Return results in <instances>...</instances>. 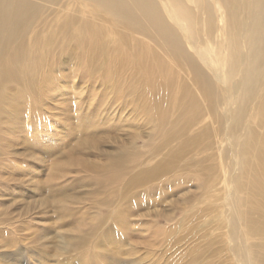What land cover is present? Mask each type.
<instances>
[{
	"label": "bare ground",
	"instance_id": "obj_1",
	"mask_svg": "<svg viewBox=\"0 0 264 264\" xmlns=\"http://www.w3.org/2000/svg\"><path fill=\"white\" fill-rule=\"evenodd\" d=\"M78 2L74 10V0H0V159L14 160L12 149L20 145L22 156L33 150L51 157V178L73 165L94 174L110 194L98 202L104 212L89 231L77 221L80 236L60 234L63 248L74 241V255L84 262L96 247L102 264H124L122 246L142 237L150 264H168L173 244L195 238L206 250L194 245L178 264H215L204 260L212 246L208 234L197 236L211 226V238L223 244L212 256L225 251L228 264H264V0ZM46 117L57 119L52 124L70 139L67 162L43 148ZM124 128L135 138L146 130V143L155 137L146 157L125 150L123 142L102 151ZM218 142L219 169L208 168L213 155L206 152ZM35 176L30 180L37 187ZM163 178L194 180L199 191L186 202L196 204L202 222L177 223L185 227L179 237L175 226L159 237L155 229L148 233L157 223L138 221L143 215L132 219L150 205L141 193H161L169 181L149 184ZM191 209L183 208V216ZM0 214L1 262L23 241L16 228L6 229L12 217ZM132 259L129 264L141 263Z\"/></svg>",
	"mask_w": 264,
	"mask_h": 264
},
{
	"label": "rangeland",
	"instance_id": "obj_2",
	"mask_svg": "<svg viewBox=\"0 0 264 264\" xmlns=\"http://www.w3.org/2000/svg\"><path fill=\"white\" fill-rule=\"evenodd\" d=\"M74 2H75L74 3L75 5L74 10H75L76 6L79 5V2L78 0H74ZM53 120L54 121L56 120L59 123L57 119L52 117L49 118L46 117V120H44L47 126L44 129H42V133L45 136H48V140L47 142H45L46 145H43L44 146L43 148L45 150L50 149V151L57 150L55 152V155L53 156L57 157L58 161L62 159L60 160L61 162L64 161L67 162L68 158L66 157V153H67L66 150H68L69 147L68 143L70 142V139L65 138L64 131L61 132L62 129L59 125L58 127H56V125L52 124L54 123ZM23 122L25 123L27 121L21 120V124ZM28 125H30V123H28ZM132 125L133 123L131 124V126ZM127 126H129L128 123L125 125V128ZM125 128L124 131L121 132L122 134L119 135V137L116 140L115 139L113 141L108 140L107 143L101 145L100 148L102 149V151L110 150L112 149L113 146L115 147V145H118L120 142H123L127 146H129L127 147L128 149L125 150L129 152L132 151V153L138 154L140 156V159L146 157L150 149V147H146V146L151 143L153 144V142L155 141V137H153L152 140L151 139L148 140L149 142L146 143V140L148 139V132L146 130L140 129L138 132L136 131L137 134L139 135L137 138H135V136L129 133V131L126 130L125 132ZM157 137L158 136H156V138ZM114 141L117 143H115ZM173 145L174 144L172 143L170 147H172ZM220 149H221V145L220 142H218L215 144V147L209 149V151L206 152L208 155H210V157L211 155H213V160L210 159L207 162L208 168L216 167V165L217 167L219 166V160H221L219 157ZM40 150L42 151V149ZM14 151L18 152V153L16 152V154L14 155V160L13 158H10L9 159L10 161L8 162L6 160L4 161L3 160L4 158L0 159V169H2L0 170V213H2L3 211L4 213H7L8 217H12L10 226H7L6 229L11 227L16 228L18 232L17 236L19 237V241H23V243L17 244V246L8 249L7 252H10V255L2 256L0 264H102L101 261H98V259L96 258V254L99 253L98 249L100 248H96V247L90 248L86 252V255L87 257H89V259H87V261L84 262L80 257L74 255V241H73V245L65 244L64 248L62 244L65 243L64 242L65 239H63L65 235L67 237L72 236V238H74V236L76 235L77 236L81 235V234L78 235L75 232L74 226L77 225V224L75 225L77 221L83 222L84 228L83 227L82 228L84 232L89 231V229L92 227L94 223L93 217L98 212H104L103 206L98 202H100V200H102L103 198L108 197L110 195L109 191L104 190L103 187L95 183L96 176L94 174L85 171L79 172L75 166L73 167V165L66 166L64 172L65 175L64 174L62 176L57 175L55 176V178L57 179H53L47 174L48 170H46L51 162L50 160L51 157L49 155L42 156L41 152L37 154L35 153V151L31 150L30 152L32 153L31 156L30 155L22 156L19 154L22 153V146L20 145L16 146L15 149H12V152ZM70 151L74 153V150H70ZM164 152L165 150H162L159 155H161ZM103 156L104 155L101 153L100 158L103 159L105 157ZM91 157L93 158L94 155L92 154ZM38 158L42 161L41 163H37L40 162ZM36 166H40V167L39 169L34 171L33 169ZM189 169H191L190 172L199 173L198 170L199 168L196 166L190 165ZM5 170H7L9 174ZM30 170H31V175L29 172ZM34 172H36V176H37V177L35 176L34 179L38 181L37 187H35L30 180L32 179L30 178V176L32 177V174H34ZM7 179H10L9 182L7 181ZM162 181H169V180L168 178L166 179L163 178L162 180L157 179L156 181L150 183L149 185L157 186L159 184L158 186L159 188L160 186H162L161 185ZM195 182L196 181L194 180L192 181L186 179L181 180L179 178L176 181V183L173 182L171 183L170 181L169 183L165 182L166 190L165 188L162 189L161 193L160 191H158L160 189L154 191L152 194H150L149 192L141 193V197H143L147 203H150V205L145 209H140L138 215L134 216L132 219L136 220L137 218H140V215H143L141 220L138 221H141L142 223L147 222L148 224L157 223L156 227H153L152 229L149 230L148 232L149 234H151V232H153L155 229V232H157V234L159 233L158 235L159 237H161L167 232V230L171 228V226L172 227L175 226L176 229L172 233L173 236L175 237L181 236L183 230L185 229L184 226H186V224L190 226V223L197 224L199 222H202V219L197 215L198 208L196 204L194 202L187 204L186 202L187 198L189 199V197L192 198L194 194L196 196H198L199 194V191L196 190ZM42 188L43 191L41 192L38 191L39 189ZM46 188L49 189V192L51 193H48L46 191ZM61 193L63 196L61 195ZM66 193L68 194V196ZM163 195H164L163 201H161L160 203H158L159 202L158 201L156 202V204H153L154 202H152L151 200L157 201ZM49 201H54L56 203L51 204L49 203ZM144 205H146V203ZM174 206L175 207L177 206L178 209L177 207L174 208ZM190 206L192 209L190 210L189 218H187L186 216H183L184 215L183 208L188 211ZM56 207L58 208V210L60 209L59 210L60 212L54 210V208ZM66 211H68L69 214L66 215L65 214ZM157 212L161 213V217L158 218L154 217V215ZM59 215L64 216V218H60ZM1 216L4 219V216L1 214H0V219H2ZM69 220L72 221L70 222ZM67 222L69 224L71 223V225L67 224ZM177 223L183 224L184 226L179 227L178 225H176ZM66 225L68 226L66 227ZM70 229L72 230L71 231L72 233L69 231ZM146 229L147 227H142V230H146ZM211 231H213L211 226L210 227L207 226L206 228H202L200 233L197 234V236H200L203 233H207L212 243V246L210 245L211 249H208V252H206L204 260H212L215 264H228L229 258H228V254L225 251L220 252L215 256H212L211 254L212 250L218 248L220 245L222 246L223 244L217 243L215 242L216 239L211 238L210 235ZM60 234L61 235L64 234V237H61ZM144 241L145 240L142 237H136L129 240L130 244L127 243L126 245L122 246L124 250V254L122 255L121 259L124 264L132 263L133 261L132 258L134 257H137L138 259L141 260L140 264H150L152 262L153 259L147 256L146 249L140 248V246L144 243ZM136 245L139 248L135 250L134 246ZM194 245L195 247L193 248ZM60 246L62 247L61 249ZM103 246H106V244L103 243L101 247ZM206 247L207 244L202 239L201 240L199 239L195 240V238L193 239L190 238L189 240L184 239L181 242L173 244V246L170 249L171 259L167 261V263L168 264H178L183 262L185 263L187 261L186 258L190 257V255L189 254L186 255V253L185 255H182L183 251L184 252L187 251V253H190V249L192 248L193 249L198 248L199 250L202 249L206 250ZM132 248L135 251L133 255L130 254ZM197 250L192 255H195L197 253ZM61 252L63 254H61ZM158 262L161 263L162 259H160Z\"/></svg>",
	"mask_w": 264,
	"mask_h": 264
}]
</instances>
